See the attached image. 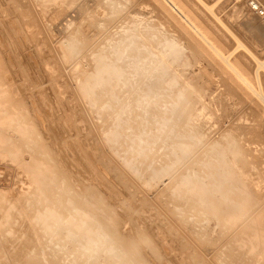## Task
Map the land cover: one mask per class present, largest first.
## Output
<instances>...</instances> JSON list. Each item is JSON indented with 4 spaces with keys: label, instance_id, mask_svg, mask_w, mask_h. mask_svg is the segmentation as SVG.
Listing matches in <instances>:
<instances>
[{
    "label": "rangeland",
    "instance_id": "obj_1",
    "mask_svg": "<svg viewBox=\"0 0 264 264\" xmlns=\"http://www.w3.org/2000/svg\"><path fill=\"white\" fill-rule=\"evenodd\" d=\"M182 1L224 53L237 46ZM216 12L264 59L246 17ZM176 24L150 0H0V264H118L109 226L150 264H264V110Z\"/></svg>",
    "mask_w": 264,
    "mask_h": 264
},
{
    "label": "bare ground",
    "instance_id": "obj_2",
    "mask_svg": "<svg viewBox=\"0 0 264 264\" xmlns=\"http://www.w3.org/2000/svg\"><path fill=\"white\" fill-rule=\"evenodd\" d=\"M151 2H154L155 5L162 11L164 12L166 15L168 13V16H170V18L174 19V21H176V25H179L178 29H180L183 33H186L188 35L194 36L195 39H198L197 41H193L194 44L198 45L202 50L205 48L207 51H209V54H212L214 56V61L216 63V65L220 66L221 68L224 69L225 72H227L228 74L231 75L233 81L239 86L244 88L245 91H248L249 94H251V97L254 98L255 102H257L258 106L261 107L264 110V85L262 83V74L261 72H263L264 74V59H260L258 58L251 49L247 48L238 38L237 36L231 32L227 26L223 23L222 21V16L220 15L219 12H216V8L218 6L221 5L222 10H225V12H230L232 17L235 18H242L246 17V19H244V24L245 26H247L248 29L247 33L251 34L252 37L254 36V38L256 39V44L259 46H264V27H261L260 25L264 26V24L262 23V21L258 18L259 21L257 22V20L254 18L252 19L254 16L250 13L247 5L245 2H236L234 0H213L210 4L204 2L203 0H194L197 4L199 3L205 11L207 13V15H209V17L214 20L216 23H218V25H221L224 30L226 31V33H228L227 35H229V37H232L237 46H235V48L231 51L225 52L220 48V46H218L211 38V36H209L204 29L201 27V24L199 23V20L194 17V15L187 9L189 4L183 2L182 0H150ZM187 2V1H186ZM185 3V4H184ZM187 4V5H186ZM191 5V4H190ZM199 5V6H200ZM202 9V10H203ZM249 12L250 15H252L253 17L251 19L248 18V16H245L247 14V11ZM72 17V15H71ZM234 18V19H235ZM248 18V19H247ZM67 19V18H65ZM71 19V18H70ZM68 20V19H67ZM241 20V19H240ZM256 20V21H255ZM64 19H62L61 22H63ZM14 22V21H13ZM60 22V23H61ZM69 24V21H67ZM260 22V23H259ZM257 23H259L260 25H258ZM67 24V25H68ZM13 25V31L18 34L20 29L19 27L16 25V23H12ZM63 25V24H62ZM59 26V25H58ZM64 26V25H63ZM244 26V27H245ZM246 28V27H245ZM192 38V37H191ZM194 39V38H193ZM194 39V40H195ZM239 47L244 49V58L245 60L248 61H252L254 63V69L252 70L251 73H249L245 67L243 66V64L239 63V61H234L232 60V55H234L239 49ZM263 50V49H262ZM204 51V50H203ZM207 51H204L207 53ZM234 53V54H233ZM100 56V55H99ZM98 61V60H97ZM96 62V60H95ZM244 63V62H243ZM98 64V63H96ZM99 65V64H98ZM100 65H102L100 63ZM97 66V65H96ZM104 66V65H103ZM95 67V65H94ZM100 68V67H99ZM98 68V69H99ZM95 69V68H94ZM102 69V68H101ZM106 72V71H105ZM93 73V72H92ZM108 73V72H106ZM89 74V73H88ZM251 74H252V78L253 80H251ZM87 75V74H86ZM98 75V74H97ZM90 77V76H89ZM96 77V75H95ZM94 77V78H95ZM85 78V77H84ZM251 78V79H250ZM78 79V78H77ZM76 79V80H77ZM86 79L87 76H86ZM96 79V78H95ZM81 82V81H80ZM83 82V81H82ZM85 82V81H84ZM83 82V83H84ZM91 82V81H90ZM88 84V83H87ZM91 84V83H90ZM94 84V83H93ZM86 85V84H85ZM82 86V85H81ZM78 87V86H77ZM80 87V86H79ZM80 90V88H79ZM85 90V89H83ZM88 90V88L86 89ZM85 94V93H84ZM82 95V94H81ZM84 96V95H83ZM85 97V96H84ZM83 98V97H82ZM88 98V97H87ZM252 98V99H253ZM251 99V100H252ZM254 102V101H253ZM207 107V106H206ZM209 120V119H206ZM195 123V122H194ZM227 135V134H226ZM228 136V135H227ZM225 137V134L222 136ZM233 137V136H232ZM230 138V137H229ZM225 140V138H224ZM227 142V141H226ZM224 144V143H223ZM230 144V143H229ZM220 145V144H219ZM224 146V145H223ZM41 149V148H40ZM221 149V147H220ZM219 162V161H218ZM216 168V167H215ZM101 170V172L107 176L106 171L103 170L102 168H99ZM49 171V169H47ZM46 168H44L43 170L41 169V173H47ZM46 171V172H44ZM34 172V178L36 177V182L38 181V175L40 173V171L38 170H33ZM226 175V174H225ZM257 175V174H256ZM263 175V174H262ZM259 177V176H258ZM234 179V178H233ZM260 179V178H259ZM263 179V177H262ZM40 181V179H39ZM41 183V182H38ZM246 185V184H245ZM250 185V184H249ZM253 185V184H252ZM251 185V186H252ZM40 186V184H39ZM43 187V186H42ZM245 187V186H244ZM264 187V186H263ZM40 189V187H39ZM251 193L254 194L255 191H257L255 189L249 188ZM47 190V189H46ZM39 191V190H38ZM253 191V192H252ZM50 192V191H49ZM48 192V193H49ZM247 192H249V190H247ZM57 193V192H56ZM249 192V194H251ZM257 194V193H256ZM53 195V193H52ZM55 195V194H54ZM34 196V193H33ZM38 196V195H37ZM35 195V197H37ZM246 196V195H245ZM56 197V196H55ZM63 197V196H61ZM76 197V195L74 196ZM87 200V204L83 207V209H81L82 207H76L75 208H79L78 210H82L83 212L81 213H86V215H89L91 213V208L89 207L88 204L93 205V206H97L100 201L99 199L94 196V195H86L84 196ZM38 198V197H37ZM60 198V196H59ZM54 199V198H53ZM58 199V197H57ZM68 199V197H67ZM77 199V200H76ZM75 201L77 202L76 204H78L81 201V198H77L76 197ZM243 199V198H242ZM38 200V199H37ZM56 200V199H55ZM54 200V201H55ZM64 201V199H62ZM67 201V200H66ZM236 201V200H235ZM57 202V201H56ZM60 202V200H59ZM69 202V201H68ZM62 203V201L60 202ZM58 204V203H57ZM264 205V203H263ZM262 205V206H263ZM74 208V209H75ZM262 209V208H261ZM260 209V210H261ZM264 209V208H263ZM66 211L68 210V212L70 211L68 208L65 209ZM67 212V213H68ZM71 212V211H70ZM69 212V215H70ZM75 213V212H74ZM98 214H101L102 216H105V218H109L110 214L106 211H101V210H97ZM251 214V213H250ZM254 214V213H253ZM65 216L67 220L70 219L71 215L69 216ZM69 216V217H68ZM252 216V215H251ZM262 224H264V216L262 217ZM33 220V219H32ZM99 224H101V220H97ZM115 222V224L117 226H119V222L118 220H113ZM248 222V221H247ZM37 223V222H36ZM246 223V222H245ZM111 224V223H110ZM99 226V225H98ZM129 227V226H126ZM2 228V227H1ZM133 228V227H132ZM131 228V229H132ZM158 234V232H157ZM1 235V234H0ZM88 235V234H87ZM85 235V236H87ZM13 235H11L12 237ZM83 236V235H82ZM101 236L104 237V245L103 247L105 248V251L109 252V260L110 261H118V264H150L147 263V261H145V259L143 258V256L141 255V249L143 247H147V249L149 250V247L147 245L142 244L140 241L138 240H132L130 237H125L121 234H119L116 230V227H112L109 226L106 228V231H103L101 233ZM100 236V237H101ZM16 237V236H15ZM84 237V236H83ZM250 237V236H249ZM84 239V238H83ZM99 242L100 239L97 238V236H87L85 237V241H82V247L87 249L89 248L91 245H96V242ZM255 242V241H254ZM11 248V247H10ZM24 248V247H23ZM264 248V247H263ZM4 249V248H3ZM8 249V248H7ZM163 249L165 251V255H170V253L173 250V248L169 245H165L163 246ZM9 250V249H8ZM11 250V249H10ZM143 250V249H142ZM145 250V249H144ZM141 251V252H140ZM24 252V251H23ZM34 252V251H33ZM15 253V252H14ZM16 253H18L16 251ZM40 253V252H39ZM143 253V252H142ZM145 253V252H144ZM31 254V253H30ZM29 254V255H30ZM36 254L38 255V253L36 252ZM1 255V254H0ZM13 254H11L12 256ZM26 255V254H25ZM34 255V254H33ZM144 255V254H143ZM10 256V255H9ZM14 256V255H13ZM40 256V255H39ZM39 256H37V261L36 263H38L39 259H41V257L39 258ZM26 257V256H24ZM30 257V256H29ZM28 257V259H29ZM145 257V256H144ZM161 257V256H160ZM8 258V257H7ZM13 258V257H12ZM11 258V260H12ZM22 258V257H21ZM33 258V257H31ZM151 258V257H150ZM4 260V259H3ZM30 260V259H29ZM28 260V261H29ZM36 260V258H35ZM1 261V260H0ZM34 262V258L32 260ZM96 261V260H95ZM202 261V260H201ZM216 261V260H215ZM5 262V261H4ZM16 262V261H15ZM22 262V261H21ZM31 262V261H30ZM40 262V261H39ZM97 262V261H96ZM166 261H163L162 258H160V260H158L159 264H166ZM200 262V261H199ZM203 262V261H202ZM32 263V262H31ZM44 263V262H43ZM201 263V262H200ZM199 263V264H200ZM3 264V263H2ZM7 264V263H6ZM11 264V263H10ZM22 264V263H20ZM35 264V263H34ZM39 264V263H38ZM95 264V263H93ZM196 264V262H195ZM198 264V263H197ZM202 264V263H201ZM204 264V263H203Z\"/></svg>",
    "mask_w": 264,
    "mask_h": 264
},
{
    "label": "built area",
    "instance_id": "obj_3",
    "mask_svg": "<svg viewBox=\"0 0 264 264\" xmlns=\"http://www.w3.org/2000/svg\"><path fill=\"white\" fill-rule=\"evenodd\" d=\"M236 2H245L250 13L260 19L264 24V0H234Z\"/></svg>",
    "mask_w": 264,
    "mask_h": 264
}]
</instances>
